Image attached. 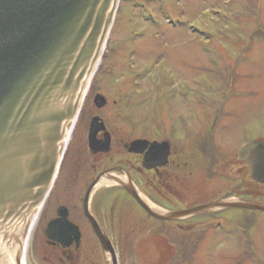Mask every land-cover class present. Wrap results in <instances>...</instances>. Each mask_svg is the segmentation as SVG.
<instances>
[{"label": "rangeland", "instance_id": "1", "mask_svg": "<svg viewBox=\"0 0 264 264\" xmlns=\"http://www.w3.org/2000/svg\"><path fill=\"white\" fill-rule=\"evenodd\" d=\"M145 1L157 16L155 23L135 6L141 0L120 2L60 172L30 232L25 264L55 261L58 250L45 243L42 229L60 204L69 206V218L80 226L82 245L74 261L56 264H106L82 210L85 179L103 166L98 153L86 147L85 132L95 114L126 144L155 137L160 127V135L183 148L186 171L195 170L197 203L246 188L248 194L264 195V185L254 182L235 157L245 142L264 139V0ZM168 17L185 23L172 26ZM189 23L205 29L206 36ZM97 92L107 99L98 110L93 105ZM65 167L69 173L62 171ZM115 189L99 186L92 210L106 227L118 264H264V211L230 208L161 222ZM124 210L130 225L120 220Z\"/></svg>", "mask_w": 264, "mask_h": 264}, {"label": "water", "instance_id": "2", "mask_svg": "<svg viewBox=\"0 0 264 264\" xmlns=\"http://www.w3.org/2000/svg\"><path fill=\"white\" fill-rule=\"evenodd\" d=\"M117 4L118 0H0V264H23L30 228L52 187ZM105 102L104 96L95 95L97 108ZM104 129L94 116L89 125L92 153L109 150L108 133L96 140ZM157 144L151 143L145 153L147 167ZM147 146L146 140H136L131 149ZM163 149L162 159L168 153L164 145ZM237 158L249 164L253 179L264 183V141L246 143ZM105 183H120L161 220L233 207L264 211V201L232 196L183 210L162 209L147 201L133 183L103 170L88 186L83 209L106 264H117L116 253L90 209V195ZM57 212L59 218L48 223L46 236L63 246L78 245V226L68 220L65 207Z\"/></svg>", "mask_w": 264, "mask_h": 264}, {"label": "flooded vegetation", "instance_id": "3", "mask_svg": "<svg viewBox=\"0 0 264 264\" xmlns=\"http://www.w3.org/2000/svg\"><path fill=\"white\" fill-rule=\"evenodd\" d=\"M105 126L110 133V150L108 153H103V154L98 153V155H95L97 160L103 161V166L101 169L96 166L94 169L91 170V174L89 175V177L85 179V181L88 184L96 177V175L101 170L105 168H112L113 171L116 173L115 175L118 179L121 178L120 180H123L125 178H129L131 179V181L133 180L135 185H137L139 189L143 191L146 197H148L151 201H153L154 203H156L161 207L167 209H184V208L192 207L197 204V200L199 198L198 189L200 188V186L196 182V174H194L195 170L186 171L188 162L184 159V150L182 147L180 148L179 146H174L173 143L171 142L170 152L167 156L166 162L162 165H156L154 167L147 169L143 166L142 163L144 159V153L129 152L126 147L127 145L126 140L122 137H118L116 131L111 129L106 122H105ZM153 132L155 133L154 135L155 137H150V138L142 137V138L149 139L150 141L152 140L161 141L163 139H166L164 138L163 135L159 134V132H161L160 127H157V129ZM103 136H104V132L101 131L97 134V139L98 140L102 139ZM86 144H87V140H86ZM113 149L114 151H112ZM107 156H109V161L105 162V160L108 159ZM245 166H247L246 163ZM65 168L62 171L64 172V170H66L65 172L67 173L68 171L69 173V170ZM185 175L192 176V180L189 181L188 178L185 177ZM241 187L242 186H240V188ZM113 188H116L115 190H117L116 191L117 193L125 194V197H127L131 201H134V203L138 205L137 201L127 192L125 188L121 187L120 185H116ZM236 193L238 194L237 191ZM239 194L244 195L245 193L240 191ZM114 200L116 201V198L112 197L110 201L112 202ZM60 205H64L67 208L68 216H69L70 214L69 206L66 204H60ZM56 209H55V215L49 218V220L56 217ZM143 213L146 214L148 217L153 218L144 210ZM41 215L42 214L40 213V215L38 216V219L35 224L36 227L40 221ZM126 215H128V213L124 210L122 212L120 220L122 219L124 221L125 218L128 225H130L128 221V217ZM49 220L45 222V225L42 229L43 232ZM104 228L106 229L105 226ZM44 239H45V243L48 246H51L52 248L58 250V252L54 254L53 257L55 261L51 262V264H56V262L59 263V261H61V263L63 261L72 262L76 259L77 256L76 254L79 255V251L82 245V240L79 246L72 244L70 246L63 247L59 243L49 242L46 238Z\"/></svg>", "mask_w": 264, "mask_h": 264}]
</instances>
